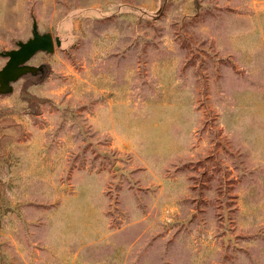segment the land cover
<instances>
[{"label": "rangeland", "instance_id": "1", "mask_svg": "<svg viewBox=\"0 0 264 264\" xmlns=\"http://www.w3.org/2000/svg\"><path fill=\"white\" fill-rule=\"evenodd\" d=\"M0 264H264V0H0ZM7 58L0 56V69Z\"/></svg>", "mask_w": 264, "mask_h": 264}, {"label": "water", "instance_id": "2", "mask_svg": "<svg viewBox=\"0 0 264 264\" xmlns=\"http://www.w3.org/2000/svg\"><path fill=\"white\" fill-rule=\"evenodd\" d=\"M61 44L62 40L59 36H53L50 31L40 32L37 20L34 18L31 36L28 39L18 40L16 47L0 51V56L7 58L0 69V95L12 93L13 84L27 74L37 77L36 83L44 80L50 73V64L35 65L30 64L29 61L38 52L54 53L56 47H60Z\"/></svg>", "mask_w": 264, "mask_h": 264}]
</instances>
